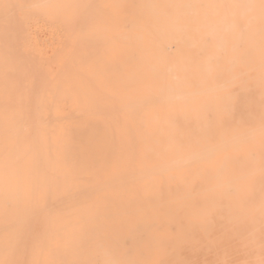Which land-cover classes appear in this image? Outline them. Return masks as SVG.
Returning <instances> with one entry per match:
<instances>
[{"label":"bare ground","instance_id":"1","mask_svg":"<svg viewBox=\"0 0 264 264\" xmlns=\"http://www.w3.org/2000/svg\"><path fill=\"white\" fill-rule=\"evenodd\" d=\"M207 5L0 0V264H181L259 221L264 31Z\"/></svg>","mask_w":264,"mask_h":264},{"label":"rangeland","instance_id":"2","mask_svg":"<svg viewBox=\"0 0 264 264\" xmlns=\"http://www.w3.org/2000/svg\"><path fill=\"white\" fill-rule=\"evenodd\" d=\"M231 1L232 3L230 0H218V7L214 10L209 5L205 6V10L211 14L213 12L217 13L223 20V36H230L228 34L230 33V22L238 23L237 29L242 37L248 36L249 32H251L255 25L253 22L262 23V30L264 31V0ZM206 15L209 16V13H206ZM225 26L227 27L225 28ZM33 35L45 48H50L55 38L48 26H40L33 29ZM222 40L224 45H228L223 47V50H231L232 40L229 38ZM209 42L210 40L206 41L208 44ZM262 45H264V42H262ZM205 49L206 52L209 51V47ZM262 62V55L255 57L252 60V68L259 78L264 81V66ZM224 65L225 67L229 66L228 63ZM246 93V91L235 90L236 97L233 102V114L236 120L244 121L247 117ZM209 98L216 99V96L210 92ZM262 133L261 135L264 136V131ZM256 182L254 201L259 221L256 224H252L249 220L251 218H249L245 223H241L238 226L237 232L229 230L228 234L226 233L227 236L223 247L204 251L186 245L182 250L183 262L181 264H264V180H256ZM8 264H17V257L12 255Z\"/></svg>","mask_w":264,"mask_h":264}]
</instances>
